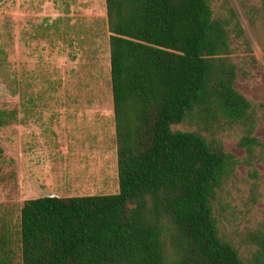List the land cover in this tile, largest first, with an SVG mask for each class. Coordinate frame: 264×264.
I'll use <instances>...</instances> for the list:
<instances>
[{
    "label": "trees",
    "instance_id": "1",
    "mask_svg": "<svg viewBox=\"0 0 264 264\" xmlns=\"http://www.w3.org/2000/svg\"><path fill=\"white\" fill-rule=\"evenodd\" d=\"M105 7L119 191L25 200L17 232L0 219V264H264V220L244 257L215 213L239 165L253 204L264 165V99L234 87L256 59L230 1L217 15L209 0ZM252 13L264 26V0ZM186 122L194 130L174 129ZM226 132L242 158L224 150Z\"/></svg>",
    "mask_w": 264,
    "mask_h": 264
},
{
    "label": "rangeland",
    "instance_id": "2",
    "mask_svg": "<svg viewBox=\"0 0 264 264\" xmlns=\"http://www.w3.org/2000/svg\"><path fill=\"white\" fill-rule=\"evenodd\" d=\"M209 1L221 13L222 0ZM229 1L256 59L234 87L262 100L264 26L252 13L260 0ZM109 35L105 0H0V219L15 232L27 199L119 191ZM240 56L235 51L236 61ZM255 135L264 143V126ZM237 143V133H225L224 150L242 158ZM255 167L253 204L243 165L215 203L221 230L244 257L256 248L246 232L264 220V165Z\"/></svg>",
    "mask_w": 264,
    "mask_h": 264
},
{
    "label": "crops",
    "instance_id": "3",
    "mask_svg": "<svg viewBox=\"0 0 264 264\" xmlns=\"http://www.w3.org/2000/svg\"><path fill=\"white\" fill-rule=\"evenodd\" d=\"M83 182H86L85 180Z\"/></svg>",
    "mask_w": 264,
    "mask_h": 264
}]
</instances>
